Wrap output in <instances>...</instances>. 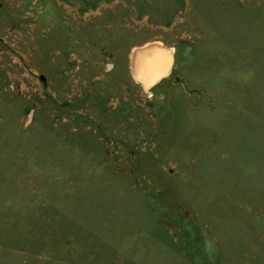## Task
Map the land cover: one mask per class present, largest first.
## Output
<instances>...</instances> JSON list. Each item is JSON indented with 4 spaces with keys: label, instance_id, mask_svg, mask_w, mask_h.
I'll return each instance as SVG.
<instances>
[{
    "label": "rangeland",
    "instance_id": "1",
    "mask_svg": "<svg viewBox=\"0 0 264 264\" xmlns=\"http://www.w3.org/2000/svg\"><path fill=\"white\" fill-rule=\"evenodd\" d=\"M35 1L0 0V264H264V0Z\"/></svg>",
    "mask_w": 264,
    "mask_h": 264
},
{
    "label": "bare ground",
    "instance_id": "2",
    "mask_svg": "<svg viewBox=\"0 0 264 264\" xmlns=\"http://www.w3.org/2000/svg\"><path fill=\"white\" fill-rule=\"evenodd\" d=\"M38 1L39 0H36L35 2H34V4L33 5H35V4H38ZM15 2V1H14ZM162 46H163V44L161 43V42H155V43H153V44H150V47H152V48H155V49H161L162 48ZM137 50L135 49V52H136ZM172 51V50H171ZM134 52V53H135ZM159 54V53H158ZM136 55V54H135ZM134 55V56H135ZM144 55H147V53L146 54H143L142 56H139L140 57V61L138 62V63H140L139 65H141L142 66V68H140V72H139V76H138V78L140 77L141 79V81H143V83H144V85L146 86V87H149L151 84H154L157 80H159L163 75H165L166 73H168L169 72V68H162V69H160V70H158V71H154L155 73L151 76V77H149V76H147L148 74H147V65H148V60H147V56H144ZM156 56V55H155ZM158 57V56H157ZM168 57V56H167ZM161 58V57H160ZM164 58V56H162V58H161V60ZM158 59V58H157ZM157 59H155V60H157ZM164 61V60H163ZM168 62V61H167ZM170 62H171V60H170ZM136 58H135V65H136ZM152 63V62H151ZM156 64H157V62H155ZM162 63V62H161ZM162 65V64H161ZM139 67V66H138ZM156 67V66H155ZM159 68H161V67H159ZM146 69V70H145ZM153 70H155V68L153 69ZM152 71H150V73H151ZM153 73V72H152Z\"/></svg>",
    "mask_w": 264,
    "mask_h": 264
}]
</instances>
